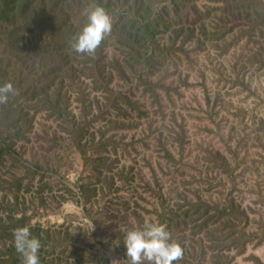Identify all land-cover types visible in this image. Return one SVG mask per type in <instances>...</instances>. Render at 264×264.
<instances>
[{
  "label": "trees",
  "instance_id": "1",
  "mask_svg": "<svg viewBox=\"0 0 264 264\" xmlns=\"http://www.w3.org/2000/svg\"><path fill=\"white\" fill-rule=\"evenodd\" d=\"M93 4L103 6L111 16L112 32L95 55L77 54L70 50L69 44L87 23L85 12ZM212 18L216 23L213 32L207 25ZM239 24L249 28L247 35L259 34L263 38L264 0H0V85L11 82L18 91L6 105H0V192H5L0 201V243L9 244L6 258L0 264H22L12 233L23 226H28L32 235L41 241L40 264H62L63 259H47L60 245L66 256L64 264H99L95 253L88 249L92 245L74 246L75 237L68 232L64 239L57 240L40 226L32 227L25 214L17 217L25 207L20 209L19 194L24 187L27 191L31 187L30 183L23 184L24 177L19 178L13 173L22 166L17 147L30 143L37 117L44 115L58 130L66 131L82 155V184L78 186L80 198L77 204L92 220L94 232L102 230L106 219L103 209L101 213L88 209L99 199L105 201L108 212H116L113 218L126 221L131 216L139 220L131 204L121 199L122 193L116 188L117 181H134V169L128 172L118 169L120 161L109 156L110 153L117 155L119 149L126 150L129 146L122 139L105 138V134L96 142V134L92 132L93 119L88 116L93 114V109L86 105L87 95L81 85L85 79H91L94 89L105 96L107 105L104 109L96 101L98 119L111 117L110 125L115 130L131 128L119 123L117 118L129 120L127 111H138L137 104L127 94L111 88L117 74L124 76L129 72L136 88H142L152 103L158 105L161 97L157 90L166 92V87L161 81L153 82V78L172 65L179 52L184 53V46L192 41L198 45L203 44L202 41L222 42L236 32ZM167 34L170 43L161 45L159 38ZM178 42L181 43L177 48ZM113 47L120 53L121 63L115 58L108 60L107 50ZM258 55L255 61L264 65V49L259 50ZM73 93L81 103L79 117L71 110ZM139 113L140 118H147L145 112ZM260 124L264 129V121ZM45 134L50 136L49 132ZM51 137L62 146L57 133ZM179 140L183 143V138ZM163 152L168 161H174L167 148H163ZM8 161L11 163L7 166ZM216 164L227 172L230 169L228 162L216 160ZM24 167L30 176L37 174L31 167ZM3 176L9 179L4 180ZM47 186L39 189L41 200ZM66 186H63L66 194L76 197ZM10 194L13 200L9 199ZM196 200H187L186 209L179 206L170 220L176 222L172 224L191 227L192 236L201 240L205 251L212 254V264H232L230 252L241 255L249 244L264 242V224H260L256 233L247 232L249 217L234 202L221 208L209 205L200 197ZM2 212L6 214L5 218L1 217ZM138 227L142 228L140 220ZM104 228L109 230L110 240H117L126 251L124 236L120 232L113 233L115 226ZM130 228L134 230L133 226ZM201 235L203 237H199ZM95 239L102 243L103 239L96 236ZM252 261L264 264L256 257H252ZM180 262L182 260L176 264Z\"/></svg>",
  "mask_w": 264,
  "mask_h": 264
},
{
  "label": "rangeland",
  "instance_id": "2",
  "mask_svg": "<svg viewBox=\"0 0 264 264\" xmlns=\"http://www.w3.org/2000/svg\"><path fill=\"white\" fill-rule=\"evenodd\" d=\"M215 24L214 18L207 22L211 32ZM248 29L239 24L236 32L222 42L202 41L203 44L198 45L192 41L186 44L184 53L179 52L176 61L153 78V82L161 81L166 87V92L157 90L161 97L158 105L152 103L142 88H136L129 72L124 76L117 74L111 88L127 94L137 104L138 111H127L129 120L116 118L131 128L115 130L110 125L111 117L98 119L96 101L104 109L107 105L105 96L94 89L91 79H85L80 87L87 95L86 105L93 109V114L88 116L93 119L92 132L96 134V142L105 134V138L122 139L129 146L126 150L119 149L117 155H109L112 160L120 161L118 169L127 172L134 169V181L116 183L122 193L121 199L131 204L142 228L146 223L167 225L172 240L184 249L179 264H212V254L205 251L201 240L192 236L191 227L175 225L172 223L176 222L170 220L179 206L187 208L189 199L195 202L200 197L209 205L221 208L234 202L249 217L247 232L256 233L260 224H264V129L260 128L264 121V65L255 61L259 50L264 49V37L259 34L249 36ZM159 42L169 44V34L162 35ZM107 55L108 60L122 61L114 47L107 50ZM76 95H72L71 110L79 117L81 103ZM139 112H145L147 118H140ZM54 133L62 140V146L52 140ZM163 148L172 153L173 162L165 158ZM17 151L22 166L13 173L19 178L24 177V185L31 184L29 191L24 187L19 194L20 209L25 207L17 217L25 214L32 227L40 226L57 240L64 239L68 232L75 237L74 246L92 245L88 249L95 253L99 264H112L113 260L130 264L126 251L117 240H110L111 234L104 227L113 225V233L120 232L125 237L132 230L130 226L140 229L139 220L131 216L126 221L113 218L116 212H108L105 201L99 199L88 209L97 212L103 209L105 224L100 232H94L95 226L92 230L88 223L92 220L77 204L83 161L68 133L58 130L53 122L40 115L30 143L20 144ZM216 160L228 162L229 171L219 168ZM10 163L8 161L7 166ZM23 164L37 174L30 176ZM3 178L9 179L8 176ZM43 185L48 186L41 200L39 189ZM64 185L71 188L76 197L67 195ZM4 194L0 192V201ZM66 198L68 201L64 202ZM9 199L13 200L11 194ZM1 215L6 217L3 212ZM95 236L103 239L101 244ZM8 245L0 243V261L6 258ZM60 246L47 259L60 258L64 264L66 256ZM229 256L232 264H254L252 257L264 263V242L255 241L243 254L232 251Z\"/></svg>",
  "mask_w": 264,
  "mask_h": 264
},
{
  "label": "clouds",
  "instance_id": "3",
  "mask_svg": "<svg viewBox=\"0 0 264 264\" xmlns=\"http://www.w3.org/2000/svg\"><path fill=\"white\" fill-rule=\"evenodd\" d=\"M87 23L70 41L69 48L77 54L95 55L102 42L113 28L111 16L99 4L89 5L85 12ZM18 95L11 82L0 85V105H6L10 97ZM94 230V224L88 222ZM16 251L22 257V264H40L41 241L32 235L28 226L13 230ZM126 257L130 264H176L184 257V249L173 241L167 225L146 223L143 228L130 230L124 237ZM120 264V261H112Z\"/></svg>",
  "mask_w": 264,
  "mask_h": 264
}]
</instances>
